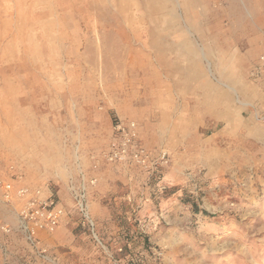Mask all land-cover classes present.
Returning <instances> with one entry per match:
<instances>
[{"label":"rangeland","instance_id":"obj_1","mask_svg":"<svg viewBox=\"0 0 264 264\" xmlns=\"http://www.w3.org/2000/svg\"><path fill=\"white\" fill-rule=\"evenodd\" d=\"M233 5L0 0V181L65 207L31 239L0 188V264H264V12ZM131 120L144 165L107 157Z\"/></svg>","mask_w":264,"mask_h":264},{"label":"built area","instance_id":"obj_2","mask_svg":"<svg viewBox=\"0 0 264 264\" xmlns=\"http://www.w3.org/2000/svg\"><path fill=\"white\" fill-rule=\"evenodd\" d=\"M115 131L116 138L111 144L108 160L112 162L132 160L142 165L149 163L148 153L136 144L138 133L134 122L117 125ZM0 188L7 202L12 200L18 202L19 217L25 225H28L27 231L31 239L37 235V228L40 225L53 231L62 223L65 209L55 199H43L40 189L20 187L13 191L7 181H0ZM3 230L9 232L8 227H4Z\"/></svg>","mask_w":264,"mask_h":264},{"label":"crops","instance_id":"obj_3","mask_svg":"<svg viewBox=\"0 0 264 264\" xmlns=\"http://www.w3.org/2000/svg\"><path fill=\"white\" fill-rule=\"evenodd\" d=\"M230 1H231V4H234L235 5L234 10H244V11H247V12H255V11L264 12V0H230ZM260 59H261V62H262L261 63L262 64V68L260 70L257 69L256 72H254L255 75H260V74L263 75L264 74V55H262L260 57ZM131 122H135V121L134 120H131V121H129L127 123V125L129 123H131ZM137 131H138V129H137ZM138 135H139V131H138ZM113 141H114V139L111 140L110 145L112 144ZM14 174H16V173H14ZM17 175H19L17 177V180H13L12 178L7 179V182H9V184L12 186V189L13 188H16V187H17V189L20 188V187H29V188H32V187L26 185L24 181H22V177H21L22 175L19 172L17 173ZM23 180H24V178H23ZM32 189H36V188H32ZM58 199L60 201L59 202L60 205L65 209L64 205L62 204L61 196H59V194H58ZM64 219H65V217L63 218V220ZM63 222L64 221H62V223ZM62 223L55 230H53V231L48 230L43 225H40L37 228V236L38 235H41V234L43 235L44 233L54 234L56 231L59 230V228H61ZM25 226H26V228L28 227V225H25Z\"/></svg>","mask_w":264,"mask_h":264},{"label":"bare ground","instance_id":"obj_4","mask_svg":"<svg viewBox=\"0 0 264 264\" xmlns=\"http://www.w3.org/2000/svg\"><path fill=\"white\" fill-rule=\"evenodd\" d=\"M113 1V0H112ZM97 21V20H96ZM118 87V86H117Z\"/></svg>","mask_w":264,"mask_h":264}]
</instances>
